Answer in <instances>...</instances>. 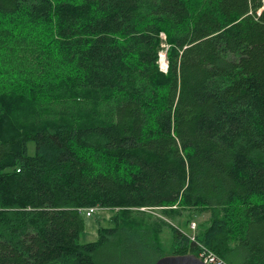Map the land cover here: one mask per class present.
<instances>
[{
	"label": "trees",
	"instance_id": "16d2710c",
	"mask_svg": "<svg viewBox=\"0 0 264 264\" xmlns=\"http://www.w3.org/2000/svg\"><path fill=\"white\" fill-rule=\"evenodd\" d=\"M0 19V264H264L263 0H0Z\"/></svg>",
	"mask_w": 264,
	"mask_h": 264
},
{
	"label": "rangeland",
	"instance_id": "374dc122",
	"mask_svg": "<svg viewBox=\"0 0 264 264\" xmlns=\"http://www.w3.org/2000/svg\"><path fill=\"white\" fill-rule=\"evenodd\" d=\"M15 23L16 24H14V26L18 29L19 32L26 31V28H23V25H26V23L23 21L22 17H17V19L15 20ZM8 25H10L9 20H7V19L1 20L0 19V26H8ZM163 39H165V36L163 37ZM164 48H165V50L161 51L159 54V56H161L159 59V64H160V68H162L161 70H163L164 72H167V70H168L167 51H166L167 46L164 45ZM133 213H136L135 215H132L133 217H138L141 220L144 218L150 220V218H148L149 216H152L154 218L156 216L160 217L159 214L155 213L154 211H150V210H142L141 213L140 212H133ZM113 215L114 214L111 213L110 211L104 210V211H101L98 215H95L94 217L90 218L88 220V223H87L86 231L81 237V242L95 241L97 239L98 228L99 227H108L110 225V219L113 217ZM207 219H209L208 214L205 217L198 218V222L206 221ZM150 221H153V220L151 219ZM175 224H178V223H175ZM193 224H196V223H193ZM184 230H185V228H184ZM185 231L188 234H190L191 231L195 232L192 225L189 228V230H185ZM166 245L169 246L168 244H166ZM166 249H169V248H166Z\"/></svg>",
	"mask_w": 264,
	"mask_h": 264
},
{
	"label": "built area",
	"instance_id": "2783aa9c",
	"mask_svg": "<svg viewBox=\"0 0 264 264\" xmlns=\"http://www.w3.org/2000/svg\"><path fill=\"white\" fill-rule=\"evenodd\" d=\"M98 211V208H89L82 210V213H86L87 216H91ZM194 230L196 229V224H192ZM194 240V238H193ZM197 258H200L205 264H228L221 258H219L213 251L206 249L204 246L200 247V252Z\"/></svg>",
	"mask_w": 264,
	"mask_h": 264
},
{
	"label": "water",
	"instance_id": "95a60500",
	"mask_svg": "<svg viewBox=\"0 0 264 264\" xmlns=\"http://www.w3.org/2000/svg\"><path fill=\"white\" fill-rule=\"evenodd\" d=\"M264 10V0H263ZM155 264H205L200 258H197L195 254L188 255H168L162 257Z\"/></svg>",
	"mask_w": 264,
	"mask_h": 264
},
{
	"label": "bare ground",
	"instance_id": "6f19581e",
	"mask_svg": "<svg viewBox=\"0 0 264 264\" xmlns=\"http://www.w3.org/2000/svg\"><path fill=\"white\" fill-rule=\"evenodd\" d=\"M2 20V19H1ZM161 57V56H160ZM162 69V68H161ZM164 69V68H163ZM167 70V69H166Z\"/></svg>",
	"mask_w": 264,
	"mask_h": 264
}]
</instances>
